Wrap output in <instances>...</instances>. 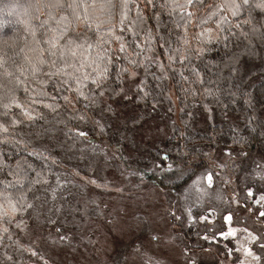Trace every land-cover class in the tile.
Returning a JSON list of instances; mask_svg holds the SVG:
<instances>
[{
	"label": "snow or ice",
	"instance_id": "obj_1",
	"mask_svg": "<svg viewBox=\"0 0 264 264\" xmlns=\"http://www.w3.org/2000/svg\"><path fill=\"white\" fill-rule=\"evenodd\" d=\"M34 8V12L26 13L27 18L20 21L24 35L0 36V242L5 237L10 242L13 240L5 224H13L20 216L14 226L24 231L28 225L22 217L29 210L35 211L34 202L45 193L55 201L57 191L69 183L53 172L60 163L58 157L47 147L36 145L40 136H51L63 126L65 137L73 142L85 137L87 133L79 126L69 125L76 121L87 123L89 110L97 107L106 93L122 94L120 85L124 78H136L141 69L145 78L152 76L157 87L165 80L180 83L185 99L189 95L197 96L198 86L206 83L219 92L217 81L205 80L210 71L208 66L201 69L196 63L207 54L208 45L219 43L221 35L225 49L232 38L243 40L246 47L256 40L264 42V0H219L215 4L206 0H160L159 3L157 0H37ZM193 8L208 9L197 24L201 31L193 38L195 46L187 38ZM147 9L152 10V16L146 17ZM165 11L170 18L179 13L174 23L177 28L184 25V34L177 35L175 41L171 29L168 35L161 34ZM149 20L154 21V28L146 26ZM210 23L214 27H203ZM213 32L215 36L211 35ZM228 59L235 61V56ZM220 63L230 73L237 71L235 63L223 60ZM213 67H219V63ZM203 90L207 96L216 94L212 87ZM136 91L138 100L151 95L145 79L136 85ZM95 123L99 126V121ZM38 124L41 127L37 130ZM173 166L181 176L187 168L182 158L169 163L167 170L171 171ZM213 175L211 171L202 173L192 187L202 191L198 187L202 180L211 186ZM247 195L253 197L251 188ZM260 201H264V194L254 202ZM61 210L55 205L48 208L49 213ZM258 215L264 218V211ZM55 222L51 217L47 219L49 224ZM244 231L252 241L259 239L248 229ZM235 234V229L221 233ZM259 247L264 249V243ZM244 253L258 264L262 259L249 247H244ZM31 255L37 253L31 251ZM6 260L14 264L12 256L6 255Z\"/></svg>",
	"mask_w": 264,
	"mask_h": 264
},
{
	"label": "trees",
	"instance_id": "obj_2",
	"mask_svg": "<svg viewBox=\"0 0 264 264\" xmlns=\"http://www.w3.org/2000/svg\"><path fill=\"white\" fill-rule=\"evenodd\" d=\"M36 2L37 0H0V24L3 25V28H0V36L24 35L23 24L20 21L27 18L26 13L34 12ZM159 2L160 0H157V3ZM218 2L219 0H206L208 4ZM192 11L194 17L187 24V38L195 46L193 38L201 31L197 24L199 19L207 14L208 9L193 8ZM145 15L152 16V10L147 9ZM178 19L179 13L170 18L165 11L161 34L168 35L171 29L173 41L177 35L184 34V25L177 28L174 23ZM146 26L154 28V21H147ZM203 27L214 25L210 23ZM211 35L215 36L216 33L213 32ZM208 48L209 51L202 61L196 63L201 69L205 65L208 66L210 71L205 75V80L217 81L219 92H216L213 85L206 83L203 87L198 86L197 96L189 95L185 99L180 83L165 80L157 87L152 76L148 75L145 78V73L141 69L138 79H135L132 85V94L128 96L129 98L125 99L127 96H122L123 94L112 96L106 93L100 104L89 110L87 123L81 124L76 121L69 125L79 126L87 133L85 137L77 138L73 142L65 137L66 129L61 126L51 136L42 135L37 139V146L47 147L60 161L53 168V172L59 173L61 179L69 183L57 191L55 201H51L50 194L45 193L41 200L34 202L35 211L29 210L22 217L28 225L24 231L14 226L15 222L21 219L20 216L15 218L13 224L4 225L9 227L13 240L10 242L5 237L0 242V264H9L6 255L13 257L14 264H55L47 248L50 235L57 234V229L60 231L70 229L71 220L75 215L81 218L79 212L84 205L81 192H85L84 184L87 182L80 178L94 176L99 165L108 158L117 162H113V165L120 172H125L131 177L135 187L144 180L161 188L168 195L169 201L177 200L176 193L186 188L204 167H211L219 175L225 172L223 188L228 194L231 187L229 171L233 172V160L229 159L220 164L212 159L211 154L222 149L241 152L243 155L238 166L244 169L250 167L254 154L264 155V42L256 40L251 46L246 47L243 40L237 41L236 38H232L229 47L225 49L221 35L220 42H213ZM160 51L157 46L156 52ZM232 56H235V61L228 59ZM222 60L229 64L235 63L237 71L230 73L229 69L220 63ZM215 63H219V67L214 68ZM212 72H216L217 75L212 76ZM125 79L127 77L120 87H123ZM141 79H145V87L150 90L151 95L138 100L136 85ZM111 86L116 87L115 84ZM204 87H212L216 94L205 95ZM120 98L126 101L125 104L132 106L135 114L131 113L126 120L119 123L115 102ZM151 118L164 123L166 121L168 134L153 144L147 143V146L140 144L141 148L136 146L133 152L129 153L128 145L132 144L134 139L132 132ZM48 119L51 120L52 116L49 115ZM96 121H99V126ZM40 127L38 124L36 129ZM107 152L116 154L119 159L109 157ZM181 158L187 165L182 176L176 172L175 166L171 171L167 170L169 163ZM51 181H55V176L51 177ZM45 198H48V203H45ZM53 205L61 207L62 210L59 213L55 211L49 213L48 208ZM76 205L78 212L75 210ZM91 205L92 207L86 211L98 215L97 205ZM37 213L40 215L37 216ZM49 217L56 222L47 223ZM35 232L40 235L39 243L34 240ZM31 251H35L37 255H31Z\"/></svg>",
	"mask_w": 264,
	"mask_h": 264
},
{
	"label": "rangeland",
	"instance_id": "obj_3",
	"mask_svg": "<svg viewBox=\"0 0 264 264\" xmlns=\"http://www.w3.org/2000/svg\"><path fill=\"white\" fill-rule=\"evenodd\" d=\"M135 79L138 77L125 79L122 96L130 97ZM124 102L122 98L115 102L119 123L134 113ZM168 132L166 121L148 119L132 132L128 152L153 144ZM107 155L119 159L114 153ZM211 155L220 164L233 160L229 195L223 188L225 172L219 175L204 167L173 201L161 188L144 180L135 187L131 177L113 165L115 160L105 159L94 176L80 178L87 182L85 192H81V218L75 215L70 229L50 235V257L55 264H258L245 255L244 247H249L262 257L259 264H264V249L259 247L264 243V218L258 215L264 211V201L254 202L264 194V155L254 154L245 169L238 166L241 152L222 149ZM207 171L214 173L213 182L209 186L202 180L198 185L202 191L198 192L193 181ZM249 188L253 197L247 195ZM91 204L97 205L98 215L86 211ZM75 210H79L77 205ZM229 229H235L236 234L221 235ZM244 229L259 239L252 241ZM33 235L39 243L40 235ZM59 235L65 239L61 241Z\"/></svg>",
	"mask_w": 264,
	"mask_h": 264
}]
</instances>
